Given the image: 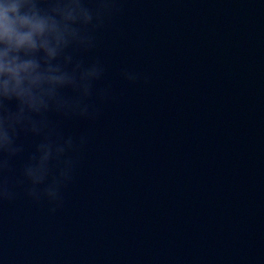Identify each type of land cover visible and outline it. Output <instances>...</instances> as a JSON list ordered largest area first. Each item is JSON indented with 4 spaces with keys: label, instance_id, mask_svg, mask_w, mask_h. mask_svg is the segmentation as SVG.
Segmentation results:
<instances>
[{
    "label": "water",
    "instance_id": "95a60500",
    "mask_svg": "<svg viewBox=\"0 0 264 264\" xmlns=\"http://www.w3.org/2000/svg\"><path fill=\"white\" fill-rule=\"evenodd\" d=\"M124 8L84 54L114 98L95 122L51 117L88 137L64 206L17 189L0 264H264V0Z\"/></svg>",
    "mask_w": 264,
    "mask_h": 264
},
{
    "label": "clouds",
    "instance_id": "9594fccd",
    "mask_svg": "<svg viewBox=\"0 0 264 264\" xmlns=\"http://www.w3.org/2000/svg\"><path fill=\"white\" fill-rule=\"evenodd\" d=\"M127 0H0V205L13 203L17 189L55 214L65 203L88 142L65 136L59 122L97 121L98 105L112 100L111 85L98 87L106 69L84 54L98 46V33L122 15ZM129 84L148 76L121 72ZM34 141L17 174L27 138Z\"/></svg>",
    "mask_w": 264,
    "mask_h": 264
}]
</instances>
